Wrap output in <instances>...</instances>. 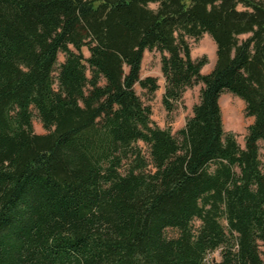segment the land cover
I'll return each instance as SVG.
<instances>
[{"label": "trees", "instance_id": "trees-1", "mask_svg": "<svg viewBox=\"0 0 264 264\" xmlns=\"http://www.w3.org/2000/svg\"><path fill=\"white\" fill-rule=\"evenodd\" d=\"M203 34L208 74L187 41ZM146 50L167 111L202 85L176 134L135 91L159 88ZM224 92L253 119L243 148ZM259 143L264 0H0V264H264Z\"/></svg>", "mask_w": 264, "mask_h": 264}, {"label": "rangeland", "instance_id": "rangeland-1", "mask_svg": "<svg viewBox=\"0 0 264 264\" xmlns=\"http://www.w3.org/2000/svg\"><path fill=\"white\" fill-rule=\"evenodd\" d=\"M150 8H156V4L149 5ZM238 9L242 10L241 6ZM246 36H241L243 39ZM190 55L193 60L201 59L202 57L207 58V64L202 69V74H208L212 71L216 61V46L212 39L207 35L203 34L199 39L187 38ZM85 56L88 55L87 51L83 49ZM64 60V56L59 54L58 62L61 63ZM151 76L157 79L158 90L152 95L148 96L139 86H135L136 93L141 97L142 101L149 105L152 110L151 119L159 128H169L172 134L183 128L186 119L192 114V107L199 100V94L201 84L196 85L190 89H187L182 99L173 107V110L167 111L162 104V95L164 93V78L160 70V54L155 51L146 50L143 54L142 66H141V77ZM219 106L222 114V124L225 133H232L236 137V141L241 148L244 147V137L247 132V128L252 124L253 119L245 115L244 102L238 97L224 92L219 98ZM33 130L37 134H45L46 131L43 129L39 119L33 113L32 119ZM143 150L146 148L143 144ZM259 158L264 171V145L259 143ZM198 224V222H197ZM167 237L176 236L174 230H166ZM262 257H264V247L260 248ZM220 259L219 251L210 254L207 258L208 262H218Z\"/></svg>", "mask_w": 264, "mask_h": 264}]
</instances>
